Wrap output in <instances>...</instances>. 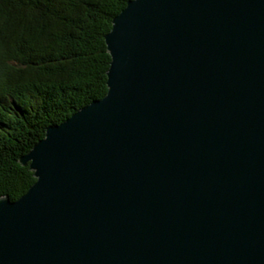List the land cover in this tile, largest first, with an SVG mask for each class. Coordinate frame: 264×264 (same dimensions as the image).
<instances>
[{
  "label": "water",
  "instance_id": "water-1",
  "mask_svg": "<svg viewBox=\"0 0 264 264\" xmlns=\"http://www.w3.org/2000/svg\"><path fill=\"white\" fill-rule=\"evenodd\" d=\"M106 41V97L0 197V264H264V0H130Z\"/></svg>",
  "mask_w": 264,
  "mask_h": 264
},
{
  "label": "trees",
  "instance_id": "trees-1",
  "mask_svg": "<svg viewBox=\"0 0 264 264\" xmlns=\"http://www.w3.org/2000/svg\"><path fill=\"white\" fill-rule=\"evenodd\" d=\"M130 0H0V197L37 182L21 159L108 93L106 37Z\"/></svg>",
  "mask_w": 264,
  "mask_h": 264
}]
</instances>
